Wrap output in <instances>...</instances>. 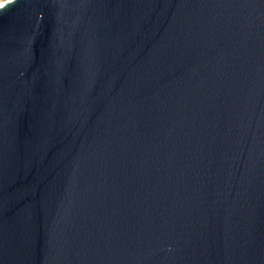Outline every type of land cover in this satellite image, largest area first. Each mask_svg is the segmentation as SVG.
<instances>
[{
    "label": "water",
    "instance_id": "water-1",
    "mask_svg": "<svg viewBox=\"0 0 264 264\" xmlns=\"http://www.w3.org/2000/svg\"><path fill=\"white\" fill-rule=\"evenodd\" d=\"M0 264H264V0L1 5Z\"/></svg>",
    "mask_w": 264,
    "mask_h": 264
},
{
    "label": "rangeland",
    "instance_id": "rangeland-1",
    "mask_svg": "<svg viewBox=\"0 0 264 264\" xmlns=\"http://www.w3.org/2000/svg\"><path fill=\"white\" fill-rule=\"evenodd\" d=\"M7 1H9V0H0V5L2 4H4L5 2H7Z\"/></svg>",
    "mask_w": 264,
    "mask_h": 264
},
{
    "label": "bare ground",
    "instance_id": "bare-ground-1",
    "mask_svg": "<svg viewBox=\"0 0 264 264\" xmlns=\"http://www.w3.org/2000/svg\"><path fill=\"white\" fill-rule=\"evenodd\" d=\"M1 5H2V4H1ZM1 5H0V6H1Z\"/></svg>",
    "mask_w": 264,
    "mask_h": 264
}]
</instances>
